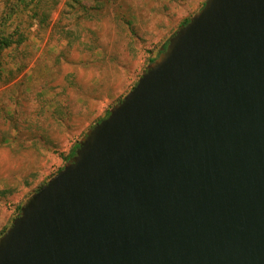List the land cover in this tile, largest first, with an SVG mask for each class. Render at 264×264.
Segmentation results:
<instances>
[{
  "label": "water",
  "instance_id": "1",
  "mask_svg": "<svg viewBox=\"0 0 264 264\" xmlns=\"http://www.w3.org/2000/svg\"><path fill=\"white\" fill-rule=\"evenodd\" d=\"M0 264H264V0H206L24 203Z\"/></svg>",
  "mask_w": 264,
  "mask_h": 264
},
{
  "label": "rangeland",
  "instance_id": "2",
  "mask_svg": "<svg viewBox=\"0 0 264 264\" xmlns=\"http://www.w3.org/2000/svg\"><path fill=\"white\" fill-rule=\"evenodd\" d=\"M53 1V0H52ZM206 0H60L0 58V237Z\"/></svg>",
  "mask_w": 264,
  "mask_h": 264
},
{
  "label": "trees",
  "instance_id": "3",
  "mask_svg": "<svg viewBox=\"0 0 264 264\" xmlns=\"http://www.w3.org/2000/svg\"><path fill=\"white\" fill-rule=\"evenodd\" d=\"M59 3L60 0H0V58L5 49L25 42L30 31L29 28L35 21H38L43 27L48 26L51 22V14L58 8ZM189 21L190 19L182 25ZM168 41L165 42L156 57L150 60V64L159 57ZM109 114L110 111L100 121ZM79 143L71 152V156L75 154Z\"/></svg>",
  "mask_w": 264,
  "mask_h": 264
}]
</instances>
